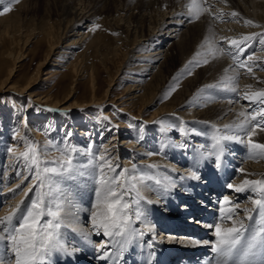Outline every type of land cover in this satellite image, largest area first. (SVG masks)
<instances>
[{
	"label": "bare ground",
	"instance_id": "1",
	"mask_svg": "<svg viewBox=\"0 0 264 264\" xmlns=\"http://www.w3.org/2000/svg\"><path fill=\"white\" fill-rule=\"evenodd\" d=\"M9 1L15 2V7L19 12L25 11L24 0H18V2L16 0H0V4ZM47 2H50L52 7H49L51 10L47 8L46 11H50L56 16L59 24V32L56 33V36L51 35V32L46 35L49 40L52 37L55 38L46 53L48 57L51 56L55 59L51 60L55 63L50 62L55 73L59 72L60 67H72L73 70L76 68V60H74L77 54L76 48L82 47L84 50L93 51V53L102 49L106 58L117 57L122 52H126V56H123L126 63L125 73L121 75V79L125 81L124 92L128 97L121 101H118L121 96H118L115 101L109 100L111 93L107 89L104 90L102 96L100 95L101 97H97L95 79L92 75L90 98L84 104L68 103L70 94L60 102L58 99V102L50 101L48 97H40L37 94L34 101L45 98L43 100L45 107L54 110L96 108L98 111H102L100 119L104 122L109 119L108 115H112L113 109L119 116L139 118L141 109L139 108L137 114H134L132 112L134 105L140 103L148 107L155 98H161L166 93L167 100L153 111V117L148 119L149 122L155 121L162 116L161 114L177 113L184 117L187 124L198 122L199 125H208L210 129L215 130L213 135L206 132L203 134L194 133L192 138L184 144L183 142H171L167 150H156L152 146L147 153L142 146L136 147L134 141L127 143V146L133 145L130 152L133 155H139L137 156L139 165L155 166L153 169L156 171L149 170L141 175L153 176L161 183L156 184L148 180L149 182L139 184V194L137 191L130 193L131 199L136 197L139 200L132 207L131 228L135 230V235L126 246L132 247L144 240L150 243H161L167 247L195 246L196 244L192 242L181 240L182 236L175 237L173 233H163L156 221L167 216L175 218L179 212H187L185 198L182 199L184 194L180 188L183 185V178L188 175L191 177L193 170L198 171L194 168L197 158L200 157L201 152L206 153L212 150L214 136L226 134L224 125L236 121L240 111H251L255 107V105L252 108L248 107L249 102L243 99L244 93L264 89V70L254 66L253 73H248L246 68L232 71L230 66L235 68V65L231 57L227 54L210 53L205 40L212 38L214 34L212 43L215 47H223L227 50L229 45L221 37L239 38L253 33L260 34L264 31V0H226L225 3H221L219 0H207V3L202 6L205 8L210 6L209 11L212 13L222 12V20L215 19L209 12H204L198 20H190L186 14V5L190 0H47ZM234 11L239 15L232 17L230 14ZM6 20H8L6 17L0 15V28L3 30L5 26L8 29ZM246 20L253 21V24H245ZM102 28H105L112 37L113 41L110 45L102 41ZM248 43L252 45L253 41ZM125 45L127 49H119ZM257 47L256 51L250 50V54H247V56H253V60L248 61V64L260 65L261 68H264V50L260 45ZM197 52L201 55L196 56ZM205 59L208 60L206 64L203 63ZM193 60L198 61V65L196 63L190 65L189 61ZM2 65L4 64L2 63ZM225 69H229V71L226 73ZM189 71H191L190 75ZM237 72L239 73L238 79L235 81L237 91L222 90L226 84L229 88L232 86L229 78L236 76ZM12 73V68L7 67L5 78L0 81V86L5 84ZM37 79L39 78L37 77L36 81ZM30 85L27 83L17 90L18 97H23L24 93L27 95ZM208 85L216 87L208 88L206 87ZM248 85L252 87L248 88ZM172 88L175 90H171ZM110 123L113 126V135L110 136L109 141L103 142L102 148H104L103 153L106 152V156H109L116 165L117 157L122 152V142L127 141L124 138L122 141L118 139L121 127H124L125 124L118 119H110ZM24 129L22 127L20 131ZM217 129L220 131L217 132ZM257 131L259 134L253 139L256 142L264 143V133ZM35 138L39 140V134H36ZM244 138L246 139V137ZM224 143L226 149L232 153L227 157L237 161L238 171L232 182L234 187L227 190L230 194L228 198H235L237 194L235 187L240 186L244 179H264V158H250L247 148L240 143L232 141ZM126 161L124 159L122 163L128 164ZM208 162H211V158L208 159ZM6 168L7 166L4 165L3 175H0L1 182L5 181L3 178L6 173L9 174L8 176L11 174ZM241 169L243 171H240ZM21 181L22 178L14 181L8 187L4 185L5 182L4 186L1 183L3 190L0 191V204L2 203L0 217L7 215L11 208L15 207L22 199L21 193L15 196L9 192V188L16 189V185ZM173 185L175 186L173 187ZM95 189L96 186L91 185L88 178L79 179L67 189L70 208L67 210L69 214L65 218V226L61 228V232L66 246L71 248L76 245L80 251L71 256L61 252L54 253L51 264H69L68 259L72 260V264L110 263L107 258H97L100 253L96 251V246L108 238L104 237L102 232L97 235L92 229L91 210L96 199ZM246 191L248 194L244 201L233 203L239 204L236 211L240 218L244 214L243 209L250 204L249 197L253 198V193L249 190ZM163 194L168 195L171 199ZM178 200L180 201L176 203ZM171 208L176 210L172 211ZM137 209L142 213L140 218L135 215ZM225 226H231L230 222ZM74 228L77 230L73 231ZM81 232L88 234V238L92 241L91 244L80 235ZM141 232L144 233L143 236L139 235ZM109 248L113 255L119 246L109 244ZM2 249L0 244V251ZM124 253L127 254V250Z\"/></svg>",
	"mask_w": 264,
	"mask_h": 264
},
{
	"label": "snow or ice",
	"instance_id": "2",
	"mask_svg": "<svg viewBox=\"0 0 264 264\" xmlns=\"http://www.w3.org/2000/svg\"><path fill=\"white\" fill-rule=\"evenodd\" d=\"M219 2L225 3L226 0H219ZM204 3H207V0H190L186 5V14L190 20L200 19L204 12H209L215 19H223L222 12L212 13L209 11L210 6L209 8L202 6ZM9 11H11L10 6L5 7L0 14ZM230 15L236 17L239 13L234 11ZM245 24H253V21L246 20ZM255 36L256 34L253 33L239 38L221 37L229 45L227 50L223 47H215L212 43L214 34L212 38H206L205 43L208 45L210 53L227 54L231 57L235 65V68L230 66L232 71L246 68L248 73H253L254 66L260 70H264V68H261L260 65L248 64V61L253 60V56L244 57L243 54L250 46L248 42ZM200 55L201 53H196V56ZM240 57L243 58L240 59ZM193 63L198 65L199 62L189 61L190 65ZM203 63H208V60L205 59ZM228 71L229 69H225L226 73ZM188 74L190 75L191 71ZM238 75L237 72L236 76L229 78L232 82L230 88L226 84L222 90L236 92L235 81L238 79ZM206 87L216 86L208 85ZM247 87L251 88L252 86L248 85ZM243 99L249 102L248 107L252 108L253 105L255 107L251 111H240L236 121L224 125L226 134L212 138V150L206 153L201 152L200 157L196 160L197 164L201 163L202 159L211 158L214 167L219 169L221 158L226 149L225 141L244 145L250 158H264V143L256 142L253 139L259 134L257 130L264 133V89L250 93L245 92ZM48 111H54V109H48ZM219 131L217 129V132ZM68 135L70 136V133ZM22 140L25 151L17 155L16 160L23 167L17 171L16 175L22 176V182L28 180L30 176L31 182L27 186V191H24L20 184H17L16 188L23 191L26 198L29 192H34V196L23 209L21 205L24 202L21 201L12 207L7 215L0 217V244L3 245V249L0 251V264H51L54 253L61 252L71 256L80 251L76 247H67L61 232V228L65 226V218L69 214L67 210L70 208L69 193L65 190L64 182L92 177L94 172L98 173L95 176L98 186L95 189L96 199L91 210L92 229L97 235L102 232L103 236L108 238L96 246V251L100 253L97 258L104 259L112 254L109 244L118 245V253H122L135 235V230L131 228L132 207L138 201L132 200L130 193L132 191L139 193L137 184L133 181L138 180L142 183L145 179L155 180L156 184H160L161 181L153 176L128 175V173L134 172L135 166L131 170L121 169L116 172L115 167L110 163L111 158H106L103 152L93 153L91 144L87 149H78L67 143L63 147L53 149L51 146L41 148L38 142L29 140L27 137H23ZM51 150L58 151L60 155L48 160L46 157L50 155ZM8 151L13 153L12 148H9ZM77 153L87 156V162L78 163L76 161ZM105 167L109 173H112L111 175L105 174ZM190 178L199 180L200 176L193 171ZM227 187L231 189L234 185L229 183ZM246 190L255 193L258 198L249 197L253 207L243 209V218H240L236 211L239 204H233L228 197H224L219 202V220L214 224L207 225L213 230L215 240L203 243H211L216 256L215 264H264V179H244L240 186L235 187L236 192ZM9 192L15 193L16 190L9 188ZM225 204H228L229 207L225 208ZM135 215L140 218L142 213L137 209ZM228 222L231 226H225ZM76 230L73 229V231ZM80 235L88 243H92L87 233L81 232ZM139 235L143 236L144 233L141 232ZM192 243L199 245L201 241L193 240Z\"/></svg>",
	"mask_w": 264,
	"mask_h": 264
},
{
	"label": "rangeland",
	"instance_id": "3",
	"mask_svg": "<svg viewBox=\"0 0 264 264\" xmlns=\"http://www.w3.org/2000/svg\"><path fill=\"white\" fill-rule=\"evenodd\" d=\"M24 3L26 9L21 12L15 7V2L9 1L0 4V13L3 12L5 7H11V11L0 14L9 20H6L8 29L6 28L7 26L4 27V30L0 28V81L5 78L7 67H11L13 71L12 75H10L11 77L8 78L9 81L7 80L4 85L0 86V175H3L4 165L7 166L6 170L11 172L10 176L4 173L3 179L5 183L0 181V191L3 190L4 185L8 187L14 181L22 178V176L16 175L17 171L23 167L17 163L16 156L25 151L23 137L38 142L41 148L51 146L54 149L55 147H63L67 143L78 149H87L88 145L91 144L93 153L104 152V148H102L103 142L105 140L109 141L110 136L113 135V126L110 123V119H118L125 124L124 127H121L118 139L122 141L124 138L127 141L122 142V152L117 157L118 163L115 165L112 160H110V163L115 167L116 172L127 168L131 170L135 166L134 172H130L129 175L139 177L141 173L149 170L154 172L155 169L138 164L139 158L137 156L139 155H133L130 152L133 145L127 146L128 141H134L136 147L142 146L146 150L145 153H147L152 146L156 150H167L171 142H183L184 144V142L186 143L192 138L194 133L203 134L206 132L207 134L212 133V135L215 133V130L210 129L208 125H199L198 122L187 124L186 120L184 121V117L177 113L161 114V117L149 122L148 119L153 117V111L162 106V103L167 100L168 95L166 93L161 98H155L148 107L140 103L134 105L132 107L134 114H137L139 108L141 109L138 115L139 118H129L126 115H124L125 117L119 116L115 109L112 110V115H108L109 119L106 118L107 121L104 120V122L100 119L102 111H98L96 108L48 111L43 103L45 98L40 101H34L37 94L40 97H48L50 101H57L58 99L59 102L70 94L68 103L84 104L90 98L92 75L95 79L97 97H101L104 94V90L107 89L111 93L109 100L115 101L118 96H121L118 101L126 99L128 96L124 92L125 81L121 79V75L125 73L124 67L126 63L123 56H126V52H122L117 57L106 58L102 53V49L96 52L97 55L91 50L87 51L88 49L84 50L82 47L76 48L75 52L77 54L74 57L76 68L73 70L72 67H60L58 69L59 72L55 73L52 65H50L55 63L51 61L54 58L48 57L46 54L52 42L54 43L55 41L53 37L49 40L46 36L47 33L51 32V35L56 36V33L59 32L56 16L51 14L50 11H46L47 8L51 10L49 7H52V5L47 0H24ZM11 24L14 25L12 26ZM102 32V41L110 45L113 41L112 37L105 28H102ZM250 43H252L249 46L251 48L248 47L246 50L249 53L244 52L243 56L250 54V50L256 51L259 45L264 50V31L257 34ZM119 49L127 48L125 45ZM240 58L242 59L243 57ZM37 77L39 79L36 81ZM27 83L31 84L27 95L24 93L23 97H18L16 94L17 90L24 87ZM8 86H11V88H8ZM112 106L114 107V105ZM115 107L117 106L115 105ZM22 127L25 129L20 131ZM69 133L70 136L68 135ZM36 134H39V140L35 138ZM9 148L13 149V153H9ZM231 154L229 150L225 149V156ZM59 155L58 151L51 150L50 155L46 159L51 160ZM108 157L106 156V158ZM124 159L127 160L128 164L122 163ZM203 160L205 161V159ZM76 161L78 163H86L87 156L77 153ZM117 165L119 167H116ZM104 172L106 175L112 174L108 172L107 167H105ZM97 174L94 172L92 177H88L91 185L96 187L98 186L95 182ZM149 181L145 179L142 183ZM30 182L31 177L29 176L28 180L20 182L21 188L27 191V186ZM75 182L65 181V190L67 191ZM1 183L2 185L4 183V185L2 186ZM133 183L137 184L138 189L141 182L134 180ZM15 190L16 192L13 195L18 196L21 193L22 199L19 203L21 201L24 202L21 205L23 209L30 203L34 192H29L26 198L23 191L17 188ZM132 200L138 201L139 199L134 197ZM1 206L2 203L0 208ZM155 235L157 236L156 233ZM1 246L3 248L2 244Z\"/></svg>",
	"mask_w": 264,
	"mask_h": 264
}]
</instances>
